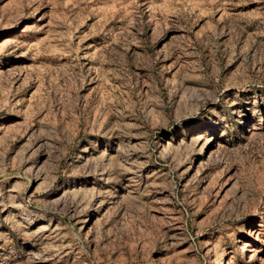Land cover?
<instances>
[{"label":"rangeland","instance_id":"rangeland-1","mask_svg":"<svg viewBox=\"0 0 264 264\" xmlns=\"http://www.w3.org/2000/svg\"><path fill=\"white\" fill-rule=\"evenodd\" d=\"M0 264H264V0H0Z\"/></svg>","mask_w":264,"mask_h":264},{"label":"bare ground","instance_id":"bare-ground-1","mask_svg":"<svg viewBox=\"0 0 264 264\" xmlns=\"http://www.w3.org/2000/svg\"><path fill=\"white\" fill-rule=\"evenodd\" d=\"M202 155V154H201Z\"/></svg>","mask_w":264,"mask_h":264}]
</instances>
